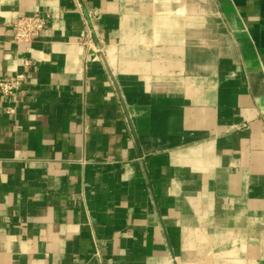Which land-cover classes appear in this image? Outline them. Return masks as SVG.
<instances>
[{"label":"crops","instance_id":"0c3cea01","mask_svg":"<svg viewBox=\"0 0 264 264\" xmlns=\"http://www.w3.org/2000/svg\"><path fill=\"white\" fill-rule=\"evenodd\" d=\"M18 74L0 264H264V0H0Z\"/></svg>","mask_w":264,"mask_h":264},{"label":"built area","instance_id":"2783aa9c","mask_svg":"<svg viewBox=\"0 0 264 264\" xmlns=\"http://www.w3.org/2000/svg\"><path fill=\"white\" fill-rule=\"evenodd\" d=\"M97 17V11H90L88 13V21L92 22ZM52 20L50 13H34L31 15H22L18 17L15 23V29L13 38L16 43H31L35 41L41 33L48 27ZM87 46L92 41V31L89 30L80 39ZM26 65L30 62L26 61ZM25 74H18L15 77L0 78V93L4 96H13L17 91L20 90ZM10 112H13V108H9Z\"/></svg>","mask_w":264,"mask_h":264}]
</instances>
